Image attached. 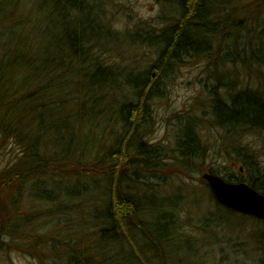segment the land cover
<instances>
[{
	"label": "trees",
	"instance_id": "trees-1",
	"mask_svg": "<svg viewBox=\"0 0 264 264\" xmlns=\"http://www.w3.org/2000/svg\"><path fill=\"white\" fill-rule=\"evenodd\" d=\"M168 1L174 13L160 28L119 33L114 0H0V151H16L0 172V252L41 264H240L227 249L247 251L235 238L251 220L263 227L251 241L264 264V222L193 181L209 154L207 128L229 151L227 170L248 173L223 178L264 194L260 156L238 149L264 134V0ZM143 46L159 55L141 71ZM194 64L215 84L191 107L200 115L178 114L169 153L150 141L151 108ZM208 201L216 210L194 225Z\"/></svg>",
	"mask_w": 264,
	"mask_h": 264
},
{
	"label": "rangeland",
	"instance_id": "rangeland-1",
	"mask_svg": "<svg viewBox=\"0 0 264 264\" xmlns=\"http://www.w3.org/2000/svg\"><path fill=\"white\" fill-rule=\"evenodd\" d=\"M176 1V0H174ZM168 0H114V6L112 9L114 12L118 13V17L113 24V31L119 33H127L128 29H135V24L140 22H145L160 28L158 25L161 23L160 17L162 16H171L174 11L171 8V4ZM118 7V8H117ZM120 7L127 8L123 10V13ZM117 8V9H115ZM132 17L133 22L128 21V16ZM163 29V26H162ZM131 31V30H130ZM141 48V47H140ZM135 59L138 61V67L141 71L148 70L150 65L158 57L157 48L152 49L147 46H143L140 50L136 51ZM109 58V56H106ZM236 67V66H235ZM237 73L241 74V67L237 64ZM227 70L234 71L235 68L231 63L226 66ZM210 72L206 68L205 64H194L181 67L173 75L171 81L166 83L165 88H163L164 99L155 100L153 102L152 112L155 119V131L150 137V141L164 147V149L171 153L175 149V136H174V126L173 122L181 112L191 111L190 114L200 115L199 111L195 112L191 110V107L196 103L198 99L205 101L207 99L206 90L215 84L212 80H209ZM241 77V75H240ZM257 86L255 83L253 87ZM200 101V100H198ZM172 123V124H171ZM203 133V140L205 145L207 141L209 144L207 146L208 153L204 166L201 168V171L194 174L193 181L200 184V179L204 172H207L210 169L218 171L219 175L222 177L236 179V177H244L247 179V171L241 170L239 167L233 169V171L227 170L229 162L226 157L228 156L227 150L223 147L218 148L216 145V139L219 137V131H211L206 128ZM210 135V136H208ZM211 140V141H210ZM252 150L260 156L259 162L261 165H264V134L262 135H247L242 137L238 141V149ZM164 152V150H163ZM219 152V153H217ZM16 156V151H14V146H4L0 151V172L8 167L10 163L14 160ZM175 184V183H174ZM203 209L202 212L196 214L192 212L194 219L192 223L200 224L201 220H205L204 216L215 211V205L211 202H204L200 204ZM243 217L242 215H240ZM243 231L237 230L239 233L237 235L236 241L244 244L245 250L241 253H236L234 249H227V254H230L229 263L236 259L240 264H259V261L263 259L262 253L255 246V242L251 241L252 230L263 228L261 224L251 222V220L243 221ZM200 226V225H198ZM188 231V229L186 230ZM202 232L194 230L193 236L201 239ZM247 248V249H246ZM203 250H206L204 248ZM0 264H41L39 261L34 260L32 257L24 254L23 252L11 250L7 251L6 249L0 252Z\"/></svg>",
	"mask_w": 264,
	"mask_h": 264
},
{
	"label": "water",
	"instance_id": "water-1",
	"mask_svg": "<svg viewBox=\"0 0 264 264\" xmlns=\"http://www.w3.org/2000/svg\"><path fill=\"white\" fill-rule=\"evenodd\" d=\"M203 178L223 207L264 221V194L245 183H229L215 174L205 173Z\"/></svg>",
	"mask_w": 264,
	"mask_h": 264
}]
</instances>
